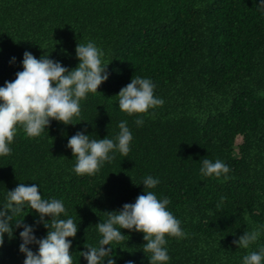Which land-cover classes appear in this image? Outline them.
<instances>
[{"label": "trees", "instance_id": "1", "mask_svg": "<svg viewBox=\"0 0 264 264\" xmlns=\"http://www.w3.org/2000/svg\"><path fill=\"white\" fill-rule=\"evenodd\" d=\"M89 40L105 52L108 79L81 101L76 124L52 120L37 137L17 126L11 153L0 156V205L20 182L62 199L78 223L69 238L73 264H86L79 251L97 242L95 224L133 202L142 177L152 175L159 183L145 191L168 197L187 233L166 237L168 264H240L249 249L232 241L264 224V7L258 0H0V86L21 70L25 50L37 58L50 52L71 69L76 44ZM137 75L150 78L164 101L139 114V126L116 96ZM121 120L132 133L129 153L95 175H77L67 137L82 129L112 137ZM203 158L225 162L227 178L203 176ZM30 211L24 221L32 224ZM19 231L5 236L0 264H22ZM122 231L117 264H149L143 234ZM45 233L36 226L38 238ZM259 245L264 233L250 250Z\"/></svg>", "mask_w": 264, "mask_h": 264}, {"label": "clouds", "instance_id": "2", "mask_svg": "<svg viewBox=\"0 0 264 264\" xmlns=\"http://www.w3.org/2000/svg\"><path fill=\"white\" fill-rule=\"evenodd\" d=\"M258 4L264 7V0H258ZM49 53L37 58L25 50L20 61L21 70L15 73L13 80H5L0 86V156L11 153L17 126H21L27 136L37 137L47 130L52 120L64 125L76 124L73 120L81 115V101L89 93L98 92V87L108 79L109 62L104 61L105 52L91 40L76 44L78 63L71 69L51 58ZM10 62H15V57L10 58ZM154 89L150 78L132 76L116 94L117 106L128 115L137 114L135 123L139 126L143 123V116L139 114H149L150 109L164 103L154 95ZM117 127L118 132L112 137L93 138L83 129L67 137L66 147L75 156L73 171L77 175H95L117 153L122 156L129 153L132 133L127 121L121 120ZM199 171L206 177L224 175L227 178L225 174L230 169L220 159L203 158ZM158 183L159 177H142V194L118 210L105 212L106 219L95 224L97 242L84 244L79 251L86 264H117L114 252L117 247L113 245L127 236L122 231L125 229L143 234L142 251L147 254L149 264H168L166 237L181 239L187 233L181 221L168 210V197L158 198L154 191H145ZM38 188L37 183L20 182L7 190L6 202L0 205V247L5 243V236L13 238L19 228L18 251L24 257L22 264H73L69 251L72 239L69 238L76 237L78 223L68 214L62 199L44 198ZM223 199L220 197L221 201ZM27 209L35 213L32 224L24 221ZM37 225L46 229L45 235L39 238L35 235ZM262 233L264 224H259L232 241L237 249H249L241 257L240 264H264V245L250 250V245ZM125 264L134 262L128 260Z\"/></svg>", "mask_w": 264, "mask_h": 264}, {"label": "rangeland", "instance_id": "3", "mask_svg": "<svg viewBox=\"0 0 264 264\" xmlns=\"http://www.w3.org/2000/svg\"><path fill=\"white\" fill-rule=\"evenodd\" d=\"M239 139V138H238Z\"/></svg>", "mask_w": 264, "mask_h": 264}]
</instances>
